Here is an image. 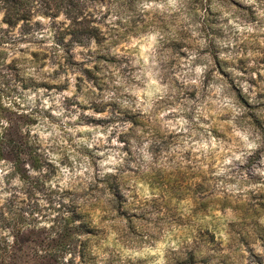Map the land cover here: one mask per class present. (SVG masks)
Masks as SVG:
<instances>
[{
	"label": "rangeland",
	"instance_id": "rangeland-1",
	"mask_svg": "<svg viewBox=\"0 0 264 264\" xmlns=\"http://www.w3.org/2000/svg\"><path fill=\"white\" fill-rule=\"evenodd\" d=\"M26 1L0 137L31 112L40 168L0 159V239L73 198L97 264H264V0Z\"/></svg>",
	"mask_w": 264,
	"mask_h": 264
},
{
	"label": "trees",
	"instance_id": "trees-1",
	"mask_svg": "<svg viewBox=\"0 0 264 264\" xmlns=\"http://www.w3.org/2000/svg\"><path fill=\"white\" fill-rule=\"evenodd\" d=\"M39 1L47 9L58 5L53 0ZM28 5L26 0H0V66L5 62L9 50H22L18 48V43L29 34ZM19 22L22 24L15 31ZM87 33L85 30V34ZM32 120L31 112L21 111L7 118L6 125H1L0 159H10L14 171L24 180L29 178L30 171L40 168L39 156L29 133ZM110 188L114 194L113 186L110 185ZM60 209L53 218L50 233L46 237H40L35 230L36 225L26 223L24 215H18V219L14 217L9 223L11 241L7 238L0 239V264H97L91 255L88 238L85 237L95 234L96 230L87 219L89 216L85 211V204H79L73 198L61 200ZM45 238L50 248L45 253L41 249H36L35 253L29 249L31 244H40Z\"/></svg>",
	"mask_w": 264,
	"mask_h": 264
}]
</instances>
